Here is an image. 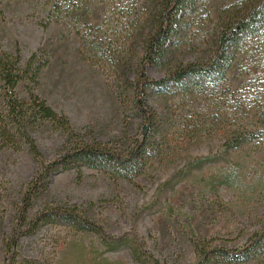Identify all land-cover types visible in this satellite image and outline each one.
<instances>
[{
	"label": "rangeland",
	"instance_id": "rangeland-1",
	"mask_svg": "<svg viewBox=\"0 0 264 264\" xmlns=\"http://www.w3.org/2000/svg\"><path fill=\"white\" fill-rule=\"evenodd\" d=\"M229 1L209 0L212 22ZM48 8L44 0H0V50H18L22 61L32 52L44 50L48 64L32 86L34 93L66 115L76 131L125 149L138 132V120L124 117L112 80L80 58L78 38L66 23L46 20ZM103 11L102 3L87 0L71 12V17L96 25ZM207 30L198 33L202 45L197 55L209 50ZM241 63V58L233 63L226 84L231 90L255 88L264 99V85L242 73ZM17 93L25 97L24 85ZM158 101L171 127L160 153L142 175L125 181L90 169L63 171L50 178L47 193L29 211L32 216L45 206H76L101 234L62 225L41 226L19 239V259L32 264H138L125 248L105 250L103 236L123 238L133 247L143 243L158 264H197L202 248H240L261 229L264 136L223 153L221 117L211 101L188 99L180 106ZM263 122L264 113L244 121L249 129L264 128ZM188 126L204 131L195 137L184 131ZM31 135L45 162L56 157L64 145V135L47 123L34 128ZM208 154L217 156L213 163L188 171L187 162ZM37 169L25 145L18 151H0V264L20 194ZM210 264L225 263L213 260ZM244 264H264V253Z\"/></svg>",
	"mask_w": 264,
	"mask_h": 264
},
{
	"label": "trees",
	"instance_id": "trees-1",
	"mask_svg": "<svg viewBox=\"0 0 264 264\" xmlns=\"http://www.w3.org/2000/svg\"><path fill=\"white\" fill-rule=\"evenodd\" d=\"M85 1L44 0L49 5L46 20L64 21L77 36L78 55L112 80L117 104L125 118L138 120V132L125 149L81 134L66 115L52 109L33 91L32 86L48 64L46 52L38 49L22 61L18 50H0V151H18L25 145L38 165L20 194L1 264H32L19 259L16 248L22 236L33 234L41 226L62 225L101 234L76 206H45L32 216L29 211L47 193L50 178L63 171L90 169L125 181L142 175L160 153L171 127L161 113L159 99L177 106L188 99L211 101L221 117L223 153L264 136V128L249 129L244 123L264 113L263 97L255 88L231 90L226 84L227 72L241 58V72L264 85V0H230L219 10L215 22L207 8L209 0H93L104 5L96 25L71 17V12ZM206 28L209 50L197 55L202 45L198 33ZM150 72L159 76L152 77ZM20 85L25 87V97L18 96ZM41 123L64 135V145L47 162L31 135ZM184 131L198 137L204 129L188 126ZM216 157L196 156L186 167L188 171L198 170ZM102 241L107 251L127 249L135 263L158 264L143 243L133 247L123 238L103 236ZM198 253L201 259L197 264L213 260L225 264L250 262L264 253V225L240 248H202Z\"/></svg>",
	"mask_w": 264,
	"mask_h": 264
}]
</instances>
